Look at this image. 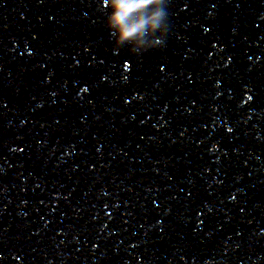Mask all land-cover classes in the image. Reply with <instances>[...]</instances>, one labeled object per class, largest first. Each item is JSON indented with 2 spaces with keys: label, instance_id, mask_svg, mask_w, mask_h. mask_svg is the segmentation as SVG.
Returning <instances> with one entry per match:
<instances>
[{
  "label": "water",
  "instance_id": "obj_1",
  "mask_svg": "<svg viewBox=\"0 0 264 264\" xmlns=\"http://www.w3.org/2000/svg\"><path fill=\"white\" fill-rule=\"evenodd\" d=\"M0 0V264H264V0Z\"/></svg>",
  "mask_w": 264,
  "mask_h": 264
},
{
  "label": "clouds",
  "instance_id": "obj_2",
  "mask_svg": "<svg viewBox=\"0 0 264 264\" xmlns=\"http://www.w3.org/2000/svg\"><path fill=\"white\" fill-rule=\"evenodd\" d=\"M149 2L150 0H117L118 11L114 14L113 20L120 27V38L122 40L133 36L141 30L144 21L126 24V19L131 12Z\"/></svg>",
  "mask_w": 264,
  "mask_h": 264
}]
</instances>
